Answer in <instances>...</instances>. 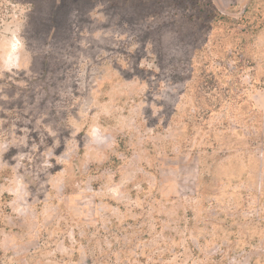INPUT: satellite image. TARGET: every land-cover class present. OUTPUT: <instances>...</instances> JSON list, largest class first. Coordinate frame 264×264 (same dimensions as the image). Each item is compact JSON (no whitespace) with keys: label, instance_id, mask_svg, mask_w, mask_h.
<instances>
[{"label":"rangeland","instance_id":"rangeland-1","mask_svg":"<svg viewBox=\"0 0 264 264\" xmlns=\"http://www.w3.org/2000/svg\"><path fill=\"white\" fill-rule=\"evenodd\" d=\"M166 47L187 78L163 82L166 118L143 121L134 67L163 68ZM0 119L27 133L5 159L32 156L17 177L35 178L26 197L0 194V240L127 238L161 249L155 264H264V0H0ZM15 179L0 172V191Z\"/></svg>","mask_w":264,"mask_h":264},{"label":"clouds","instance_id":"clouds-1","mask_svg":"<svg viewBox=\"0 0 264 264\" xmlns=\"http://www.w3.org/2000/svg\"><path fill=\"white\" fill-rule=\"evenodd\" d=\"M164 51L163 68L157 63L156 55L155 62L148 63L141 70L144 74L136 72L134 67L133 75L141 82L142 101L140 107L142 112L138 113V116L143 121H155L161 117L166 118L171 105L164 99V81L171 82L173 89H175L177 85H182L187 78L181 75L185 71L183 64L187 63L186 57L182 58L178 54L171 53L168 47ZM136 58L142 59L143 57ZM117 72L121 77H124V73L120 72L119 69H117ZM152 77L155 79H152ZM153 108L157 110L155 116L152 115ZM4 123L5 121L0 119V125ZM14 131V129L8 132L0 131V172L9 170L11 175L16 178L14 182L19 187L16 190L4 188L0 191V194L15 195L16 192H21L26 197L28 192L25 189L35 182V178L28 179L27 183H23V180L27 178V174H25V177H17V173L18 170L25 167L22 162L26 159L31 164L32 156L16 153L5 159L10 148L19 149L26 146L27 133L24 136L16 137ZM45 131H48V129H45ZM94 134L95 129H92L86 132L85 136L91 138ZM49 135H55V133L49 132ZM58 146L56 143L53 144V148ZM53 148H49L42 154L44 157L43 167L45 168H53V165L48 163L49 158L53 156ZM31 151L35 153V144L32 146ZM12 161L14 163H11ZM62 162L58 161V163ZM10 207L13 213L19 211L15 207V201H12ZM60 245L64 246L65 251L60 255V258L56 259L55 257L60 253ZM81 250L83 255L80 254ZM160 250L159 248L148 247L136 248L134 245L130 247L127 238H122L119 243L114 240L108 242L104 239L85 238L81 239L79 244L76 240L69 241L67 244L64 243V240H60L59 244L53 242L50 245L47 241L42 244L36 242L28 233L9 234L5 232L2 240H0V253H3L0 264H141V257H152V264H155L154 258L159 255Z\"/></svg>","mask_w":264,"mask_h":264}]
</instances>
